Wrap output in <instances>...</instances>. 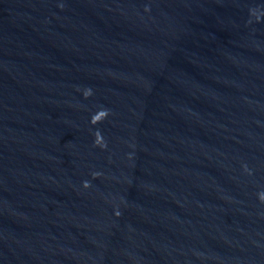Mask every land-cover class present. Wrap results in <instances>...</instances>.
I'll list each match as a JSON object with an SVG mask.
<instances>
[{
    "label": "water",
    "instance_id": "95a60500",
    "mask_svg": "<svg viewBox=\"0 0 264 264\" xmlns=\"http://www.w3.org/2000/svg\"><path fill=\"white\" fill-rule=\"evenodd\" d=\"M0 264H264V0H0Z\"/></svg>",
    "mask_w": 264,
    "mask_h": 264
}]
</instances>
